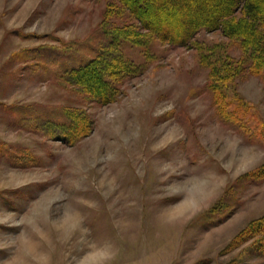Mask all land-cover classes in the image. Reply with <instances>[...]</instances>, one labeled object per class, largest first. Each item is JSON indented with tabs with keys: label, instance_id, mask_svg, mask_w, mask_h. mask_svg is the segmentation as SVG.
<instances>
[{
	"label": "rangeland",
	"instance_id": "obj_1",
	"mask_svg": "<svg viewBox=\"0 0 264 264\" xmlns=\"http://www.w3.org/2000/svg\"><path fill=\"white\" fill-rule=\"evenodd\" d=\"M105 2L0 0V264H264L235 241L264 215V180L245 177L264 140L239 127V97L264 120V79L237 72V39L204 29L194 47L124 44L140 72L88 99L62 72L109 41ZM65 108L87 117L73 144Z\"/></svg>",
	"mask_w": 264,
	"mask_h": 264
},
{
	"label": "trees",
	"instance_id": "obj_2",
	"mask_svg": "<svg viewBox=\"0 0 264 264\" xmlns=\"http://www.w3.org/2000/svg\"><path fill=\"white\" fill-rule=\"evenodd\" d=\"M166 8L178 11L180 18L177 23L170 22L161 14L160 10ZM104 10L101 28L110 35L107 44L100 46L95 57L62 72L64 82L76 87L88 99L99 103L113 101L126 79L140 72V67L123 52L124 44L144 47L155 38L172 45L194 47L195 36L204 29L218 30L227 38L237 39L242 53L235 66L237 72L247 70L264 79V0H106ZM124 13L131 18V23L110 25L112 18H122ZM211 68L207 84L213 93L212 100L221 105L218 78L210 76L218 70L215 66ZM239 98L240 110L246 116L243 126L239 127L253 129L264 140V120L257 108ZM65 109L72 125L63 136L69 144H73L78 136L85 134L87 117L79 110H72L74 108ZM234 113L236 109L229 114L226 111L224 115L235 116ZM242 118L234 117L236 123ZM248 176L263 181L264 162L245 174V177ZM236 237L235 241L239 244L252 241L251 249L256 255L264 257V215L251 220Z\"/></svg>",
	"mask_w": 264,
	"mask_h": 264
}]
</instances>
